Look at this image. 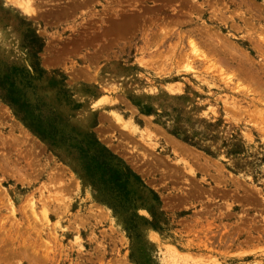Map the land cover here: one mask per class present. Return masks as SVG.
<instances>
[{"label": "rangeland", "instance_id": "rangeland-1", "mask_svg": "<svg viewBox=\"0 0 264 264\" xmlns=\"http://www.w3.org/2000/svg\"><path fill=\"white\" fill-rule=\"evenodd\" d=\"M183 259L264 264V0H0V264Z\"/></svg>", "mask_w": 264, "mask_h": 264}, {"label": "bare ground", "instance_id": "bare-ground-1", "mask_svg": "<svg viewBox=\"0 0 264 264\" xmlns=\"http://www.w3.org/2000/svg\"><path fill=\"white\" fill-rule=\"evenodd\" d=\"M202 55H203V54H202ZM195 56H196V55H195ZM204 57H206V56L204 55ZM202 58H203V56H202ZM203 60H204V59H203ZM239 85H240V84H239ZM134 128H135V132H137V131L139 130V127H138V126H135ZM4 196H5V195H4ZM8 200H9V199H8ZM30 203H31V202H30ZM10 204H11V206H12L11 209H13V211H14V210H15V207L13 206V203L11 202ZM31 207H32V209H31V210H32V213H33V214H36V213H37L36 210H35L36 207L34 208V206H33L32 204H31ZM31 210H30V211H31ZM36 215H37V214H36ZM170 248H171V247H170ZM169 250H171V251H169ZM169 250H168V251L171 252V253H170V256L173 257L174 260H175L176 262H178V260H179V257H178V255H179V251H178L176 248H174V247H173L172 249H169ZM176 257H177V259H176ZM181 262H182V263H181ZM181 262H180L181 264H189L187 259H183ZM211 263H212V262H211Z\"/></svg>", "mask_w": 264, "mask_h": 264}]
</instances>
